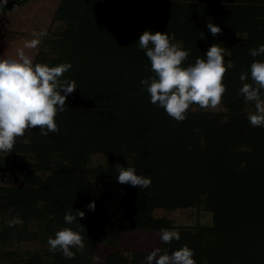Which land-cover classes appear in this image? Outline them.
I'll return each instance as SVG.
<instances>
[{
	"label": "trees",
	"instance_id": "obj_1",
	"mask_svg": "<svg viewBox=\"0 0 264 264\" xmlns=\"http://www.w3.org/2000/svg\"><path fill=\"white\" fill-rule=\"evenodd\" d=\"M51 22L33 63H70L62 79L77 89L55 118L58 133L29 129L12 153H0V264H143L150 251H125L123 233L164 228L180 239L160 241L162 252L187 246L196 264H264V127L250 124L254 105L239 95L240 74L264 61L249 54L264 44V0H59ZM209 22L221 33L213 36ZM145 30L174 33L190 53L184 66L214 43L231 53L222 110L193 105L177 122L150 102L140 83L154 76L138 44ZM121 166L150 187L119 183ZM193 207L211 221L175 226L156 215ZM68 212L77 215L71 225ZM14 218L23 223L9 226ZM64 227L84 237L74 259L49 251L48 238ZM29 242L43 247L9 248ZM100 243L108 252L93 263Z\"/></svg>",
	"mask_w": 264,
	"mask_h": 264
},
{
	"label": "clouds",
	"instance_id": "obj_2",
	"mask_svg": "<svg viewBox=\"0 0 264 264\" xmlns=\"http://www.w3.org/2000/svg\"><path fill=\"white\" fill-rule=\"evenodd\" d=\"M8 0H0V13L4 12ZM213 36L221 33V28L211 22L207 24ZM46 33L34 34L36 38L25 41L17 49L15 58H0V153H12L18 138L24 137L29 129L39 128L40 134L58 133L56 116L66 110V99L76 89L75 81L62 79L72 67L70 63L55 66L33 63V57L26 49L34 50L40 44V37ZM203 35V34H202ZM175 34L145 30L139 36V48L144 50L150 61L154 76L140 81L150 95V102L163 108L168 116L181 122L193 105L201 110H218L222 105L226 86L223 84L229 61L225 64V54L231 53L218 44H212L206 58L197 57L194 64L184 66L189 51L175 41ZM253 57L264 55V44L250 49ZM250 76V82L249 81ZM242 86L239 95L246 103L254 105L255 111L247 119L253 127H264V61L254 60L250 70L239 76ZM63 93V94H61ZM194 110V109H192ZM116 179L121 184H130L148 188L151 179L138 175L132 167H120ZM95 209V203L87 205ZM79 218H84L83 211H77ZM77 215L68 212L64 216L66 224L71 225ZM20 218H14L9 226L22 224ZM160 241L169 244L180 239V233L167 228L161 229ZM50 252L60 251L67 259H74L77 249H85L84 237L70 227H64L50 236L47 241ZM146 264H196L194 251L183 246L170 254L154 248L146 257Z\"/></svg>",
	"mask_w": 264,
	"mask_h": 264
},
{
	"label": "rangeland",
	"instance_id": "obj_3",
	"mask_svg": "<svg viewBox=\"0 0 264 264\" xmlns=\"http://www.w3.org/2000/svg\"><path fill=\"white\" fill-rule=\"evenodd\" d=\"M58 3L59 0H29L21 4L14 3L13 6H10L4 12L0 13V58H15L17 49L21 48L25 41L36 38L34 34L41 32L46 33V35L40 37L38 47L34 50L26 49L25 51L34 59L41 48H46L45 37L50 36L51 33H48L56 28V25L53 26L51 18ZM222 109L223 107L220 106L215 111ZM96 159L98 158H93V160ZM156 215L168 216L172 219L175 226H196L211 221V213L206 210H199L197 207L182 208L168 213L158 210ZM124 235L128 239L131 237L128 233ZM41 247H43L41 242L22 243L20 245L11 243L9 245V248L12 250L28 249L32 252L39 250ZM107 252L108 248L100 243L94 253L93 263H97L103 259Z\"/></svg>",
	"mask_w": 264,
	"mask_h": 264
},
{
	"label": "crops",
	"instance_id": "obj_4",
	"mask_svg": "<svg viewBox=\"0 0 264 264\" xmlns=\"http://www.w3.org/2000/svg\"><path fill=\"white\" fill-rule=\"evenodd\" d=\"M126 233H128L131 236L129 239L126 238V236L124 235ZM159 237H160V231H144L138 229L126 230L123 233L122 247L125 251L126 250L152 251L154 248L159 247L160 244ZM143 264H146V261Z\"/></svg>",
	"mask_w": 264,
	"mask_h": 264
}]
</instances>
